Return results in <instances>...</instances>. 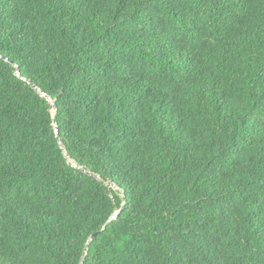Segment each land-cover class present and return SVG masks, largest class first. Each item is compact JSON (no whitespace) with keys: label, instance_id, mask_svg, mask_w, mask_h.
Returning a JSON list of instances; mask_svg holds the SVG:
<instances>
[{"label":"trees","instance_id":"1","mask_svg":"<svg viewBox=\"0 0 264 264\" xmlns=\"http://www.w3.org/2000/svg\"><path fill=\"white\" fill-rule=\"evenodd\" d=\"M0 264H264V0H0Z\"/></svg>","mask_w":264,"mask_h":264},{"label":"water","instance_id":"2","mask_svg":"<svg viewBox=\"0 0 264 264\" xmlns=\"http://www.w3.org/2000/svg\"><path fill=\"white\" fill-rule=\"evenodd\" d=\"M33 88H34L36 91L39 92V89H38L34 84H33ZM55 111H56V109H55ZM63 148H64V147H63ZM64 149H65V148H64ZM95 177L98 178V179H102L100 175H95ZM105 182H106L107 184H109L110 186H113L114 188H117V185L114 184L112 181H110V180H108V179H105ZM117 216H118V213L115 214L110 220H113V219L117 218ZM93 238H94V236H93L91 239H93ZM83 262H84V260L82 261V263H83Z\"/></svg>","mask_w":264,"mask_h":264}]
</instances>
